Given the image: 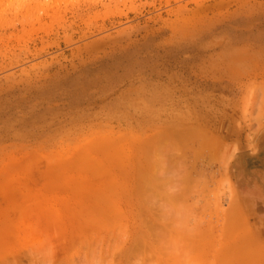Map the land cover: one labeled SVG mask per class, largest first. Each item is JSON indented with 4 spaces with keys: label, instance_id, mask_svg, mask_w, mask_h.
Segmentation results:
<instances>
[{
    "label": "rangeland",
    "instance_id": "obj_1",
    "mask_svg": "<svg viewBox=\"0 0 264 264\" xmlns=\"http://www.w3.org/2000/svg\"><path fill=\"white\" fill-rule=\"evenodd\" d=\"M98 260L264 264V0H0V263Z\"/></svg>",
    "mask_w": 264,
    "mask_h": 264
},
{
    "label": "bare ground",
    "instance_id": "obj_2",
    "mask_svg": "<svg viewBox=\"0 0 264 264\" xmlns=\"http://www.w3.org/2000/svg\"><path fill=\"white\" fill-rule=\"evenodd\" d=\"M182 134H184V133H182ZM180 136H181V135H180ZM184 141H185V140H183L182 142H184ZM99 146H100V145H99ZM97 147H98V146H97ZM100 147H101V146H100ZM104 149H105V148H104ZM98 197H99V196H98ZM91 198H92V197H91ZM97 199H98V198H97ZM105 199H106V198H105ZM95 201H96V200H95ZM106 201H109V199H108V200H105L104 202H106ZM100 204H101V203H100ZM103 204H104V203H103ZM103 204H102V205H103ZM109 204H110V203H109ZM106 205H107V204H106ZM110 207H112V206H110ZM108 213H109V212H108ZM111 213H112L111 215L113 216V213H115V212H111ZM112 220H113V219H112ZM113 221H114V220H113ZM112 224H115V225H113V227L116 229V227H117L120 223L117 225L116 223H112V221H111V226H112ZM116 225H117V226H116ZM115 226H116V227H115ZM111 228H112V227H111ZM118 231H120V230H118ZM12 232H13V231H12ZM121 232H122V231H121ZM117 235H118V234H117ZM93 238H94V237H93ZM96 239H97V238H96ZM115 240H116V239H115ZM15 242H16V241H15ZM73 242H74V241H73ZM84 242H85V241H84ZM93 242H94V241H93ZM112 242H114V241H112ZM131 242H132V241H131ZM143 242H146V241H143ZM113 244H115V243H113ZM17 245H18V244H17ZM69 245H70V244H69ZM73 246H74V245H73ZM79 246H80V245H79ZM110 246H111V245H110ZM119 246H120V245H119ZM250 246H251V245H250ZM113 247H114V246H113ZM255 247H256V246H255ZM72 248H73V247H72ZM143 248H144V247H143ZM246 248H247V247H246ZM20 249H21V248H20ZM112 249H113V248H112ZM244 249H245V248H244ZM252 249H253V247H252ZM252 249H251V250H252ZM60 250H61V249H60ZM70 250H71V249H70ZM92 250H93V249H92ZM130 250H131V249H130ZM130 250H129L128 253H130ZM134 250H135V249H134ZM196 250H197V249H196ZM248 250H249V249H248ZM93 251H94V250H93ZM135 251H136V250H135ZM136 252H137V251H136ZM202 252H203V251H202ZM4 253H6V252H4ZM9 253H10V252H9ZM57 253H58V252H57ZM91 253H92V252H91ZM91 253H90V254H91ZM94 253H96V252L94 251V252H93V255H94ZM132 253H133V252H132ZM242 253H243V252H242ZM10 254H11V253H10ZM10 254H9V255H10ZM13 254H14V252H13ZM60 254H61V253H60ZM107 254H108V253H107ZM255 254H256V253H255ZM93 255L91 254V256H93ZM133 255H134V254H133ZM135 255H136V254H135ZM229 255H230V254H229ZM253 255H254V254H253ZM256 255H257V254H256ZM122 256H123V254H122ZM128 256H129V255H128ZM7 257H9L8 254H7ZM11 257H13V256H11ZM96 257H97V255H95V258L93 257L94 260L96 259ZM107 257H108V256H107ZM13 258H14V257H13ZM38 258H39V257H38ZM132 258H133V257H132ZM4 259L7 260V258H4ZM9 259L11 260V258H9ZM91 260L94 261L93 259H91ZM114 260H115V259H114ZM44 261H46V260L44 259ZM72 261H73V259H72ZM92 261H91V262H92ZM95 261H96V260H95ZM98 261H99V260H98ZM109 261H110V260H109ZM130 261H131V260H130ZM4 262H5V261H4ZM4 262H3V263H4ZM7 262H9V260H8ZM11 262H14V261H11ZM11 262H10V263H11ZM70 262H71V261H70ZM70 262H69V263H70ZM74 262H75V261H74ZM74 262H72V263L74 264ZM1 263H2V262H1ZM1 263H0V264H1ZM42 263H43V262H42ZM45 263H46V262H45ZM47 263H48V262H47ZM77 263H78V262H77ZM94 263H95V262H94ZM94 263L92 262V264H94ZM109 263H110V262H109ZM141 263H142V262H141ZM4 264H5V263H4ZM12 264H13V263H12ZM14 264H15V263H14ZM99 264H100V261H99Z\"/></svg>",
    "mask_w": 264,
    "mask_h": 264
}]
</instances>
